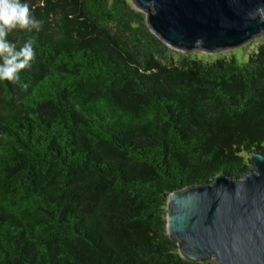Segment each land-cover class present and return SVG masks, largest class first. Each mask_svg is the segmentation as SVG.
Returning a JSON list of instances; mask_svg holds the SVG:
<instances>
[{"label":"trees","instance_id":"1","mask_svg":"<svg viewBox=\"0 0 264 264\" xmlns=\"http://www.w3.org/2000/svg\"><path fill=\"white\" fill-rule=\"evenodd\" d=\"M31 67L0 81V264H202L169 195L264 155V46L239 64L170 52L129 0H23Z\"/></svg>","mask_w":264,"mask_h":264},{"label":"water","instance_id":"2","mask_svg":"<svg viewBox=\"0 0 264 264\" xmlns=\"http://www.w3.org/2000/svg\"><path fill=\"white\" fill-rule=\"evenodd\" d=\"M167 48L206 55L264 36V0H129ZM166 233L190 262L264 264V155L241 178L226 174L171 193Z\"/></svg>","mask_w":264,"mask_h":264},{"label":"clouds","instance_id":"3","mask_svg":"<svg viewBox=\"0 0 264 264\" xmlns=\"http://www.w3.org/2000/svg\"><path fill=\"white\" fill-rule=\"evenodd\" d=\"M41 23L23 0H0V81H19L21 71L30 68L35 57L34 37L17 46L7 38L9 33L38 29Z\"/></svg>","mask_w":264,"mask_h":264},{"label":"rangeland","instance_id":"4","mask_svg":"<svg viewBox=\"0 0 264 264\" xmlns=\"http://www.w3.org/2000/svg\"><path fill=\"white\" fill-rule=\"evenodd\" d=\"M261 46H264V36L256 38V39L252 40L251 42H249L248 44H246L243 47L238 48L236 50L218 53V54H214V55H206V54H202L200 52H194L191 54H186V53L173 51L170 49V52L165 54V58L163 59V61L168 65L169 64L170 65H180V60L183 57H186L188 55H193L196 58L203 60L204 62L210 63V62L214 61V59H210L211 57H215L216 59L227 58L232 54L239 64H244L248 60L249 55H251L254 52H257V50ZM202 264H217V263L215 260L211 259V260L206 261Z\"/></svg>","mask_w":264,"mask_h":264}]
</instances>
